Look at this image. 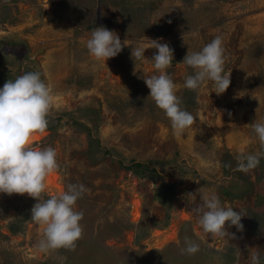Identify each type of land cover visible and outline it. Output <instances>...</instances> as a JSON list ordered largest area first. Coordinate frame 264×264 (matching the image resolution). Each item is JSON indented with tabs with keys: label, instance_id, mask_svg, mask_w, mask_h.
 Here are the masks:
<instances>
[{
	"label": "rangeland",
	"instance_id": "374dc122",
	"mask_svg": "<svg viewBox=\"0 0 264 264\" xmlns=\"http://www.w3.org/2000/svg\"><path fill=\"white\" fill-rule=\"evenodd\" d=\"M98 26L129 43L106 62L86 47ZM216 35L228 89L186 88L189 45ZM152 39L174 49L166 71L194 115L179 135L143 78L157 72ZM137 44L148 48L135 64ZM28 71L41 72L52 97L31 146H52L59 164L41 197L83 183V232L74 249L43 252L44 225L31 219L37 198L0 193V264H250L251 251L264 264V158L248 172L236 160L262 151L252 123L264 119V0H0V87ZM200 188L242 209L243 230L205 232L193 211ZM185 237L196 253L181 252Z\"/></svg>",
	"mask_w": 264,
	"mask_h": 264
},
{
	"label": "clouds",
	"instance_id": "9594fccd",
	"mask_svg": "<svg viewBox=\"0 0 264 264\" xmlns=\"http://www.w3.org/2000/svg\"><path fill=\"white\" fill-rule=\"evenodd\" d=\"M152 41L150 47L157 51L151 59L157 72L143 78L150 89L149 96L164 110L173 130L179 135L193 124L194 115L181 107L176 85L166 71L174 60V49L167 42ZM127 45L128 39L122 42L118 33L106 26L95 27L86 41L89 54L105 62L117 56ZM146 48L142 44L133 45L131 57L135 64L145 57ZM182 62L192 69L184 80L186 88L198 90L205 81H211L217 94L228 89L231 73L224 69L221 35H216L199 50H192L189 45ZM51 106L49 86L39 71L25 72L8 79L0 87V193H27L37 198L31 208V219L44 225V235L38 243L43 252L76 247V241L82 236L80 221L84 216L82 210L76 209V202L87 192L83 183L70 182L66 190L48 198L41 197L47 176L59 167L57 151L52 146L32 147L31 140L33 132H43L47 128ZM252 128L262 151L238 152L237 168L243 172L254 169L264 158V119L254 120ZM197 192L200 202L195 204L193 211L205 232L213 238H223L228 234L235 235L229 233L226 224L243 230L242 217L245 214L242 209L223 205L215 193L204 192L201 188ZM184 242L186 247L181 248L182 253L194 254L199 250V244L189 237H185ZM250 264H260L257 251L250 252Z\"/></svg>",
	"mask_w": 264,
	"mask_h": 264
},
{
	"label": "bare ground",
	"instance_id": "6f19581e",
	"mask_svg": "<svg viewBox=\"0 0 264 264\" xmlns=\"http://www.w3.org/2000/svg\"><path fill=\"white\" fill-rule=\"evenodd\" d=\"M34 139V138H33ZM32 141V140H31Z\"/></svg>",
	"mask_w": 264,
	"mask_h": 264
}]
</instances>
